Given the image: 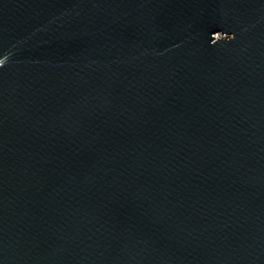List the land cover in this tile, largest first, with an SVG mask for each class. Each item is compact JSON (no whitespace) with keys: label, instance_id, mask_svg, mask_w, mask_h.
Instances as JSON below:
<instances>
[{"label":"water","instance_id":"water-1","mask_svg":"<svg viewBox=\"0 0 264 264\" xmlns=\"http://www.w3.org/2000/svg\"><path fill=\"white\" fill-rule=\"evenodd\" d=\"M0 264H264V0H0Z\"/></svg>","mask_w":264,"mask_h":264}]
</instances>
